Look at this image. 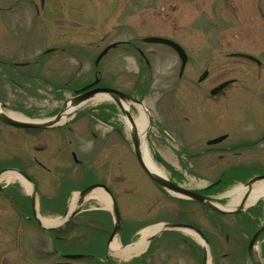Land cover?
I'll list each match as a JSON object with an SVG mask.
<instances>
[{
	"label": "rangeland",
	"instance_id": "rangeland-1",
	"mask_svg": "<svg viewBox=\"0 0 264 264\" xmlns=\"http://www.w3.org/2000/svg\"><path fill=\"white\" fill-rule=\"evenodd\" d=\"M211 1L155 0L156 9L160 4L164 6V13L159 15L152 5L144 6L143 0H135L133 4L129 0H44L42 8L40 0H0L1 102L5 109L31 119H49L74 90L93 80L99 72L103 86L144 99L151 122L146 134L149 151L152 157L158 152L170 164L177 165L176 150L168 147L160 129L163 118H175V125L186 133L194 126L192 122L196 125L197 116L208 117L211 111H221L218 105L224 99L211 103L203 98L218 83L236 80L228 92L230 115L242 113L250 117L256 111H264V0H261V13L251 9L247 0H232V9L224 10L225 17L222 13L221 17L217 16L216 11L222 10V6L211 8ZM156 35L180 42L188 53L181 77L178 76L180 60L171 48L142 40ZM115 42L119 46L95 65L101 50ZM237 51L257 56L262 68L259 70L253 62L228 55ZM141 53L148 64L140 61ZM206 68L208 75L199 82ZM178 96L181 97L176 103ZM113 104L108 99L89 104L62 129L30 130L0 122V169L18 168L16 160L27 174L35 176L37 194L44 197L56 196L60 182L67 181L72 193L65 210L84 184L104 179L117 194L123 228L116 236L119 242L122 238L126 243L135 242L144 227L159 219L162 223L195 221L210 238L215 252L212 251L211 264H264V247H261L264 235L249 254L258 258V263L246 256L253 230L249 221L243 222L242 214L221 216L210 211L205 214L199 205L172 202L170 196L156 189L139 167L131 132ZM131 110L137 112L133 105ZM180 113L192 122L183 123ZM248 127L254 136L262 131L261 126L258 130ZM37 147H43V152H37ZM72 151L79 162L72 158ZM62 152L66 154L63 162ZM33 156L50 172L39 167ZM229 158L231 162L249 159L262 164L264 152L257 151L250 158L246 154L243 158L229 154ZM210 159L206 156L185 160L194 171L192 178L183 179L184 182L200 188L214 180L218 167L224 163L210 167L207 166ZM113 166L118 169L117 183L113 181ZM239 184L234 182L224 189ZM0 185L25 195L28 192L18 180L0 178ZM4 195L0 194V264H65L61 254L66 252H93L96 256L80 258L71 264H106L107 259L117 263L131 257L135 258L133 264H202L194 247L196 243H192L194 235L187 231L162 232L150 243V249L147 247L139 255L123 258L112 253L107 240L113 229V217L107 211L93 210L105 207L93 197H87L82 211L56 228L52 236L35 223L21 222ZM259 206L264 207V202L259 201ZM153 213H156L154 221L150 223L148 218ZM249 214L251 210L245 212L251 218ZM259 215L264 219V214Z\"/></svg>",
	"mask_w": 264,
	"mask_h": 264
},
{
	"label": "flooded vegetation",
	"instance_id": "flooded-vegetation-1",
	"mask_svg": "<svg viewBox=\"0 0 264 264\" xmlns=\"http://www.w3.org/2000/svg\"><path fill=\"white\" fill-rule=\"evenodd\" d=\"M134 1L135 0H129V2H131L132 4ZM143 1L145 2L144 6L147 7V6L152 5V7L155 9V12L157 11L159 15L161 13L162 14L164 13L163 5L160 4V7H157V9L155 8L156 6L154 3L155 0H143ZM231 1L232 0H223V1L222 0H219V1L212 0L211 8L217 9L222 6V10L219 8V10L217 11L215 9V11L217 12V16L221 17V13H222V16L225 17L226 11L224 10L225 9L227 10V8H229L230 10L232 9L231 7L233 3ZM246 3L256 13L262 12L261 0H247ZM142 56L144 59L145 58L144 54H142ZM143 59L141 58L140 61H142ZM182 75L183 74L179 75V77H181ZM235 81L228 84L223 89L222 93L220 94L205 95V96L203 95V98H205V101L208 100L211 103H214L219 99H224V101L221 102V105L220 104L218 105V107L221 108V111L220 110L211 111V114L208 117H205L202 115L203 117L199 118V116H197L196 125L194 122H192L191 119L189 118L187 119L181 116L182 120L183 121L185 120L184 122H192L194 124L192 128H190L189 130H186V133L180 127H178V125H175L177 123L174 118H171V117L165 118L164 125L160 129L163 135L167 136L165 139H167L169 143L168 147L171 146L174 148V150H176L174 153V157L177 161V165L163 163L160 161L156 153L155 152L153 153V159L156 160L158 166H160L161 168H164L167 176L169 177L171 181L187 189L194 190L196 193H199L200 195H203L207 198L215 199L217 197V194L220 195L226 191L224 187H228L234 182H237V183L240 181L244 182V181H248L253 176L264 175V162L260 164L259 160H249V159L237 160V161L231 162L230 161L231 158H229V154H232V156H234L235 158L236 157L243 158V155L246 154L247 158H250L253 156V153L257 151L264 152V149H263L264 147V111H256L255 115L250 116V117L242 116V113H239V112L238 113L240 115H234V116L230 115L231 114L230 97L228 95V92H229L230 86ZM101 85L102 84L100 81L97 85L90 87V89L96 86H101ZM75 94L76 92H73V95ZM195 99L197 100V97H195ZM217 102L219 103L220 101H217ZM206 125L208 127H206ZM248 125H250L251 127L254 126L256 130H258L260 128L259 126H261L262 127L261 133H258V135L254 136L253 134L254 132L251 131V128L248 127ZM62 128L63 127H58L56 129H62ZM207 134H210V135H207ZM222 136L223 138L220 142H212L213 139L222 137ZM174 141H178V143L177 142L174 143ZM43 149H44L43 147H37L36 151L43 152ZM70 154L72 158L75 160V162H79L76 159V154L74 151H72ZM60 155L62 158V162L63 160H66V154L64 152H62ZM204 156L205 157L208 156L211 158L208 161L207 166L215 167V166H219L218 164L220 163H224V165L218 167L220 170L217 173V176L214 180L206 183L200 188L199 187L195 188L191 186L189 183L184 182L183 180V179L192 178L191 175L194 171L192 169V165L190 164V162L185 163L184 161L185 160L187 161L195 160L197 158L201 159ZM33 160L39 167L45 169L47 172H50L49 168H47L46 165H44L38 157L33 156ZM18 163L16 164L17 167L21 169L22 171H24L25 168L22 167L21 165H19L20 166L19 167ZM111 170L113 172L112 174L114 178L113 181L115 183L119 182L118 175H116L118 173L117 166H113ZM29 176L32 181H35L37 183L35 176L33 175H29ZM101 179L100 180L95 179L93 182H91V184L92 183H97L101 185L106 184L109 188L110 193L112 194L115 200V203L117 204V194H115L113 187L110 186L107 182H104L105 181L104 179L102 180ZM153 183L156 189L160 191V193H162L163 195H166L168 193L162 185H160L157 182H153ZM69 193H70V187L67 184V181L65 180L60 182L59 189L55 193L56 196L44 197V196H39L36 193V201L38 204V210L42 212L44 209H46V207L49 210L65 209L66 200L68 199ZM17 194H15V196H17ZM169 195H170L169 199L172 202L181 203V205L184 203L197 204L202 208L205 214H207L209 211L215 213L211 209L205 207L203 204L197 201H194L192 199L182 198V197L171 195V194ZM19 206H20L19 209L24 213L25 220L30 221L31 223H35L36 221L33 217V205H32L31 197L28 196V199L26 201H23V203H21L20 201ZM189 211H190L189 212L190 214H194L192 210H189ZM181 212H184V211H181ZM155 214L156 213H153V216L150 219L148 218V220H150L149 221L150 223H153L154 220L152 219L154 218ZM206 217L208 218V222H209V216L206 215ZM157 221H160V219ZM173 222L186 223V222L177 221V220H174ZM187 224H192L196 226L203 233L204 237L208 240L210 244L211 241H210L208 234L205 232V230L199 228L195 221H191V223H187ZM247 247H248V244H247ZM200 251H201V257H202L203 255L202 247H200ZM246 253H248L246 255L248 259L254 258L253 255H249L252 253V250L248 251L247 249ZM86 256L93 257L91 256V254H85L83 258H85ZM253 261L254 263H258V258L257 259L254 258ZM64 263L71 264V261L65 260ZM114 264H133V260L129 259V260H126L123 262H117Z\"/></svg>",
	"mask_w": 264,
	"mask_h": 264
},
{
	"label": "bare ground",
	"instance_id": "bare-ground-1",
	"mask_svg": "<svg viewBox=\"0 0 264 264\" xmlns=\"http://www.w3.org/2000/svg\"><path fill=\"white\" fill-rule=\"evenodd\" d=\"M108 99V96L104 93L97 94L93 98H91L88 101L82 102L79 105L73 106L68 103L65 110L61 113V118L58 121V123H64L68 121L74 114L77 112V110L81 109L82 107H85L86 105L92 104V103H98L103 100ZM137 108L136 113H132V120H130L128 117L125 116V124L128 128V130L135 129L137 131V134L141 141V148H142V156L144 159V162L147 166V168L150 170V172L158 173L163 175L164 173L162 170L156 166V164L151 160V157L148 153V147L146 142V134L149 128V119L148 116L143 109V107L140 104H135ZM124 107L130 111V106L128 104H125ZM0 110L4 111L6 114L11 116L12 118L21 120V121H34L35 119H31L21 113L7 110L3 107L2 103L0 102ZM0 178L5 181H12V180H18L27 191L31 190L32 185L28 182H25L22 177L16 173L15 171H6L0 175ZM245 185L239 184L232 189H230L226 194L230 196V199L225 205H220L224 208H231L236 206L243 196L245 192ZM264 191V181L258 182L253 186V191L250 194L248 200L246 201V205H250L254 203V201L258 198L259 194ZM88 197H93L100 203H102L105 207L109 206L110 199L108 196H106L104 193H102L99 190H94L91 192ZM78 200L79 196L78 193H74L71 201H70V210H73L74 208H77L78 206ZM41 223L43 226L50 227L60 224L64 217H52V216H43L38 215ZM163 228V224H155L150 225L145 228H143L140 232L141 236L140 238L129 245L123 246L120 244L119 240L114 238L110 245L109 249L112 253L116 254L119 257L128 258L130 256L139 255L142 252L145 251V249L148 246V238L150 235L158 232ZM210 264V262L208 263Z\"/></svg>",
	"mask_w": 264,
	"mask_h": 264
},
{
	"label": "water",
	"instance_id": "water-1",
	"mask_svg": "<svg viewBox=\"0 0 264 264\" xmlns=\"http://www.w3.org/2000/svg\"><path fill=\"white\" fill-rule=\"evenodd\" d=\"M147 41H151V42H159V43H164L166 45L171 46L172 48H174L177 53L179 54L180 58H181V69L184 68V65L186 63V55L183 51V49L175 42H173L172 40L169 39H165V38H159V37H151V38H147ZM115 46V44L107 47L105 50H103V52L99 55L98 60L107 52V50L112 47ZM245 57L254 59L252 56H248V55H243ZM205 76V75H204ZM203 76V77H204ZM95 84V82L93 83ZM224 85V84H223ZM222 85V86H223ZM88 87V86H87ZM85 87V88H87ZM84 88V89H85ZM215 92L217 91V89L214 90ZM98 93H104L107 94L110 98H112L119 106L120 111L122 112V114L126 117H128L130 120H132V116L130 114V112L128 111V109H126L124 107V105L122 104V100H126L128 102L132 101V102H137V100L133 99L132 97H130L129 95L116 90V89H112V88H95L92 89L90 91L84 92L82 94H79L75 97H72L71 99L65 101L63 103L62 106V110L61 112L55 116L54 118L50 119V120H45V121H21L15 118H12L11 116L7 115L6 113L2 112L0 110V120L8 123L10 125L13 126H17V127H26V128H50L53 127L57 124V122L60 120L61 117V113L65 110V108L67 107L68 103L76 106L81 104L84 101H87L88 99H90L91 97H93L94 95L98 94ZM132 136L134 139V150L135 153L137 155V158L141 164V166L144 168V170L148 173V175L156 182H158L159 184L163 185L164 187H166L168 190L178 194V195H182L184 197H188V198H192L194 200H197L199 202H201L202 204H204L205 206L209 207L210 209L222 213V214H235L238 213L240 211H242L243 209L246 208V201L248 200L250 194L253 191V186L264 180V176H255L252 179H250L247 183H246V190L241 198V201L239 202L237 207L234 208H230V209H226V208H220L218 205H216V203L208 200L206 197L199 195L193 191L190 190H186L174 183H172L171 181H169L168 179H166L164 176L158 174V173H153L150 172V170L147 168L143 158H142V150H141V146H140V138L137 134V131L135 129L132 130ZM20 175H22L24 178H26L27 180H29L23 173H21L20 171H17ZM96 186L98 185H92L87 187L86 189H84L83 191L80 192L79 195V203H81L82 199L84 198V196L90 192L92 189H94ZM264 199V191L261 192V194H259L258 199ZM77 209H74L73 211L70 212V217L73 216L76 213ZM113 213L115 216V226H114V230L110 236V240L113 238V236L116 234V232L119 229V223H120V215H119V211L117 208L116 203L114 202L113 205ZM166 227L169 228H173V227H184V228H189V229H193V226L190 225H180V224H167ZM264 230V226L262 228H260L252 237L249 247L252 246V244L254 243L255 239L257 238V236L260 234V232ZM66 257L68 258H79L81 257L80 254H68L66 255Z\"/></svg>",
	"mask_w": 264,
	"mask_h": 264
}]
</instances>
